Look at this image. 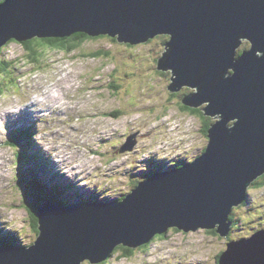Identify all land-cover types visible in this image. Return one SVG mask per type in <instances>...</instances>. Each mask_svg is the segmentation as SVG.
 <instances>
[{
    "label": "water",
    "instance_id": "1",
    "mask_svg": "<svg viewBox=\"0 0 264 264\" xmlns=\"http://www.w3.org/2000/svg\"><path fill=\"white\" fill-rule=\"evenodd\" d=\"M77 32L108 34L137 44L170 36L158 69L171 70V91L196 92L182 101L216 118L204 153L174 170L141 180L123 198L36 210L38 236L27 248L0 249V264H98L118 246L135 249L169 228L214 229L228 236L234 208L264 175V0H5L0 47ZM248 39L251 48L238 50ZM233 122V123H231ZM138 132L121 152L132 150ZM218 264H245L243 247L264 264V228L230 240Z\"/></svg>",
    "mask_w": 264,
    "mask_h": 264
},
{
    "label": "rangeland",
    "instance_id": "2",
    "mask_svg": "<svg viewBox=\"0 0 264 264\" xmlns=\"http://www.w3.org/2000/svg\"><path fill=\"white\" fill-rule=\"evenodd\" d=\"M168 36L157 35L135 45L110 36L94 38L72 52L44 46L34 62L23 43L11 41L4 46L0 59L14 64L8 65L11 74L1 83L0 220L14 233L0 234V239L15 238L18 245H32L37 233L31 228L28 207L37 206L41 199L61 200L36 189L25 172L43 177L49 171L55 176L52 184H64L62 179L71 178L64 185L67 191L63 195L64 199L69 197L70 204L108 201L121 199L133 188L132 182L147 177L149 172L189 162L208 146L207 121L214 123L217 119L202 114L205 110L201 108L198 113L184 111L181 100L185 92L197 89L183 87L177 93L170 92L171 71L157 68ZM244 44L246 49L251 48L249 40L244 39L239 49H245ZM100 50L109 51V55L97 56L95 52ZM45 97L47 101L39 103ZM27 107L41 115L39 121L37 112L31 115V143L24 139L21 148L18 141H9L7 113L16 112L15 116L25 121L29 119L24 110ZM135 132L138 136L133 149L121 152L122 144ZM20 148L21 156L27 158V168L17 156ZM35 155L42 165L39 171L32 169L37 164ZM50 160L59 161L71 177L62 173L63 169L53 168ZM21 168L25 169L23 184L19 180ZM232 215L237 221L226 237L215 234L214 229L178 232L175 227L169 228L166 234L155 235L147 247L139 246L130 255L122 249L112 253L104 264H218L216 256L228 241L248 237L251 225L253 231L258 224L264 225V186L249 187L246 204L235 208ZM247 217L248 223L253 221L251 225L243 221ZM200 251H204L203 256L196 254ZM193 255L203 258L198 261Z\"/></svg>",
    "mask_w": 264,
    "mask_h": 264
},
{
    "label": "trees",
    "instance_id": "3",
    "mask_svg": "<svg viewBox=\"0 0 264 264\" xmlns=\"http://www.w3.org/2000/svg\"><path fill=\"white\" fill-rule=\"evenodd\" d=\"M3 0H0V3L2 2ZM107 36H109L108 34H103V35H100V36H90L89 34H87V33H85V32H77V33H74V34H72V35H70V36H65V37H47V38H45V37H43V38H39V37H36V38H34V39H31V40H27V41H22V43L24 44V46L27 48V50H28V57L30 58V59H32V61L34 62V61H37V55H38V53L40 52V50L44 47V46H48V47H58V48H60V49H63V50H65V51H67V52H72V51H74L76 48H78V47H80L84 42H86L87 40H89V39H94V38H101V37H107ZM114 39V38H113ZM115 39H117V38H115ZM114 39V40H115ZM151 39V38H150ZM13 42V41H15V39L13 38H11V39H9V42ZM149 41H151V40H149ZM131 45H135V44H132V43H130ZM38 47H41L40 49H38ZM247 47V45L246 44H244V48H246ZM2 48H4V46L2 47ZM2 48H0V51L2 50ZM96 53V55L97 56H99V55H105V56H108L109 55V51H105V52H102L101 50L100 51H96L95 52ZM11 64H14V62L13 61H10L9 62V64H7V63H5L4 62V60L1 58L0 59V66H1V68H2V72L4 71V72H6V73H2V74H0V78H2V79H4V77H6V75H7V72L9 73V70H7V69H9V66L8 65H11ZM121 69V68H120ZM0 72H1V70H0ZM124 78H125V76H124ZM1 82L2 81H0V84H1ZM174 93H177V92H174ZM0 94H2V89L0 88ZM187 93L185 92V95H186ZM184 95V96H185ZM183 96V97H184ZM181 103H183V101L181 100ZM181 108L185 111V110H189V111H191V112H200L199 111V108L198 109H196V108H191L190 106H188V105H184V104H182V106H181ZM201 113H203V112H201ZM211 124H212V122H210V121H207V127H206V131H208V128H210V126H211ZM28 137H29V135H28ZM138 182V180H135L134 181V183H137ZM133 183V182H132ZM252 186H255V187H262V186H264V175L263 176H261V177H259L253 184H252ZM249 190H247V192H248ZM55 199H57L58 200V198L56 197ZM40 201H42V199L40 200ZM58 202L60 203L61 202V200L59 201L58 200ZM61 203H63V202H61ZM245 204V203H244ZM26 208H27V206H26ZM30 210V211H29ZM29 210L27 209V212L29 213V215L31 216V219H32V224H31V228L33 229V230H35V231H37V220H38V218H37V215H36V210H37V206H34V207H30L29 206ZM250 213V212H249ZM248 218H250V217H247V218H245V224L246 225H251V223L253 222V221H251L250 223H248L247 221H246V219H248ZM230 219L234 222V223H236V216H233V215H231L230 216ZM254 227V225H251L250 226V228L249 229H251V228H253ZM178 232H179V230H178ZM213 232H215V234H217V232H216V230H214ZM165 234H166V232H165ZM160 235H162V234H160ZM163 237V236H162ZM6 244H9V243H6ZM149 244V243H148ZM148 244H145V245H143V248L144 247H147L148 246ZM124 250L125 251V253L127 254V255H130L131 254V252H133L134 251V249H132V248H129V247H125V246H118L115 250H114V252H113V254H115L116 252H118V251H121V250ZM109 258H111V257H109ZM105 263V261H103V262H101V264H104Z\"/></svg>",
    "mask_w": 264,
    "mask_h": 264
},
{
    "label": "bare ground",
    "instance_id": "4",
    "mask_svg": "<svg viewBox=\"0 0 264 264\" xmlns=\"http://www.w3.org/2000/svg\"><path fill=\"white\" fill-rule=\"evenodd\" d=\"M127 71V70H126ZM127 73V72H126ZM130 74V73H129ZM87 88V87H86ZM80 89V88H79ZM88 90V89H87ZM78 91H80V90H78ZM74 92V91H73ZM47 99V97H45L44 99H42L41 101H39V103H43V102H45V101H47L46 100ZM26 111L28 112V118L29 119H26L25 121H32V113L30 112V111H28V109H26ZM7 115L9 116V117H14L15 115H16V112H13V111H8V113H7ZM36 115H37V120L39 121V119H40V115H41V113L39 112V111H37V113H36ZM2 118V117H1ZM41 121V120H40ZM6 122H8V120H6ZM10 127H9V126ZM8 125H6V129H7V132L8 133H11L12 134V136H14V138L20 143V141H19V137L21 136V133H22V129H16L17 127H18V125H12V124H10V123H8ZM98 131V130H97ZM100 131V130H99ZM24 154H25V152H24ZM44 155H48V154H45L44 153ZM24 158V161L25 162H27V158H25V157H23ZM43 158V157H42ZM45 158V157H44ZM34 161H37L38 160V157H36V155H35V157H34ZM50 162V164H52V167L53 168H55V169H57V171H59V169L57 168V167H59L60 169H63V172L62 173H64L65 175H67L68 177H71V175H69V174H67L68 173V171L67 170H64V168L63 167H61V165H60V162L58 161H55V160H50L49 161ZM37 163H39L38 161H37ZM56 166V167H55ZM62 171V170H61ZM36 177V176H35ZM34 177V178H35ZM71 179V178H70ZM70 179H62V180H64L65 182H66V184L68 185L71 181H69ZM42 180V179H41ZM37 181H35L34 182V184H36V187L38 188V189H40V190H42L43 192H48V193H53L51 190H48V191H45V190H43L42 189V186H40V184H37L36 183ZM42 183L43 184H46V181L43 179L42 180ZM61 184H63V183H61ZM51 188H55V187H51ZM63 193L65 194L66 193V190L65 189H63ZM58 197H60V199H62V201L61 202H64L65 204H66V206L67 207H70V206H68V205H70V203H71V201H70V199H69V197H67V198H63V196H62V193L61 192H59V190H58V188H57V194H56ZM89 200V199H88ZM60 201V200H59ZM59 203V202H58ZM89 203H86V204H84V205H88ZM251 215V214H250ZM259 217H261V215L259 216ZM243 226V225H242ZM242 228V227H241ZM247 228V227H246ZM248 228H250V227H248ZM1 230H3L4 232L6 231V229L5 228H2ZM248 230H252V228L251 229H248ZM13 243H16L15 241L13 242ZM14 245V244H13ZM242 249V252H241V257H242V259H244L245 261H244V263L246 264V261H252V260H254V255L253 254H251L250 252H249V249H246V248H243V247H239V249ZM196 254H198L199 256H203V254H204V251H200V252H196ZM166 257L167 258H169V252H167L166 253ZM197 255H193V258L194 259H198V261H200L203 257H198Z\"/></svg>",
    "mask_w": 264,
    "mask_h": 264
},
{
    "label": "clouds",
    "instance_id": "5",
    "mask_svg": "<svg viewBox=\"0 0 264 264\" xmlns=\"http://www.w3.org/2000/svg\"><path fill=\"white\" fill-rule=\"evenodd\" d=\"M160 35H166V34H160ZM112 38L115 39V37H112ZM169 39H170V36H168V40L166 41V43L169 41ZM116 40H117V39H116ZM15 41L22 43V41H18V40H16V39H15ZM8 43H9V40H8L5 44H3L0 48H2L3 46H5V45L8 44ZM124 43H127V42H124ZM145 43H146V42H145ZM166 43H165V44H166ZM249 43H250V42H249ZM127 44H130V43H127ZM130 45H131V44H130ZM242 45H243V44H242ZM242 45H241V46H242ZM241 48H242V47H241ZM2 49H3V48H2ZM247 49H249V48H247ZM244 50H246V48H245V49H239V50H238V55H239L242 51H244ZM165 52H166V51H165ZM162 56H163V54H162L161 56L158 57V59H157V65H158L159 58H161ZM157 68H158V67H157ZM0 70H1L0 74H2V73H6V72H4V71L2 72V68H1V66H0ZM158 70H160V69H158ZM162 71H167V70H162ZM168 71H171V70H168ZM8 74H11V72H10V71H9V73L7 72V75H6V77H4V79L0 78V81H2L1 83H3L4 81H6V80L8 79V78H7V77H8ZM171 74H172V73H171ZM171 77H172V76H171ZM171 83H172V79H171ZM171 83H170V84H171ZM170 84H169V85H170ZM169 85H168V86H169ZM184 87H188V86H184ZM0 88L2 89V94H3V93H4V89L1 87V84H0ZM189 88H192V87H189ZM169 91L172 92V93H174V92L171 91L170 89H169ZM179 91H180V90H179ZM175 92H178V91H175ZM191 93H192V91L189 92V93H187L185 96H187V95H189V94H191ZM185 96H184V97H185ZM184 97H183V98H184ZM183 98H182V99H183ZM182 104H184V103H182ZM184 105H186V104H184ZM190 107H191V106H190ZM191 108H196V107H191ZM198 108H201V109H202L203 107H198ZM198 108H196V109H198ZM202 110H203V109H202ZM188 111H189V110H188ZM189 112H191V111H189ZM193 113H195V112H193ZM197 113H198V112H197ZM202 114H204V111H203ZM204 115H205V114H204ZM205 116H206V115H205ZM29 123H30V125H28V126L26 125V126H27V127H26L27 129H29L30 126H32L31 124H33L31 121H30ZM212 123H213V122H212ZM231 123H233V122H231ZM137 136H138V135H137ZM122 146H123V144H122ZM122 146H121V147H122ZM121 147H120V148H121ZM206 148H207V147H206ZM206 148L203 150L202 153L205 152ZM115 153H120V151H119V150H115ZM202 153H201V154H202ZM161 166H162V165H161ZM159 167H160V166H159ZM161 169H162V168H161ZM262 176H263V175H262ZM255 181H256V180H255ZM255 181H254V182H255ZM137 183H138V182H137ZM251 186H252V185H251ZM251 186H250V187H251ZM248 190H249V188H248ZM247 193H248L247 195H249V191H248ZM27 203H28V202H27ZM27 203H26V206H27ZM41 203H42V202H40V203L37 205V207H38ZM241 205H242V204H241ZM241 205H239V206H241ZM28 208H29V207H28ZM234 209H235V208H234ZM232 214H233V212H232ZM232 214H231V215H232ZM237 216H238V215H237ZM30 222H31V224H32V219H31ZM233 224H235V223L233 222ZM260 228H264V226H263V227H257V229H260ZM232 229H233V227H232ZM34 231H35V230H34ZM252 232H254V231L252 230ZM35 233H37V236H38V231H35ZM37 236H36V239H37ZM243 238H244V237H243ZM36 239H35V240H36ZM151 241H152V240H151ZM151 241H150V242H151ZM150 242H149V243H150ZM34 243H35V241H34ZM34 243H33V244H34ZM147 244H148V243H147ZM6 247H10V246H5L4 248H6ZM27 247H30V245L27 246ZM18 248H26V245H21V246H19ZM217 257H218V255L216 256V258H217Z\"/></svg>",
    "mask_w": 264,
    "mask_h": 264
}]
</instances>
